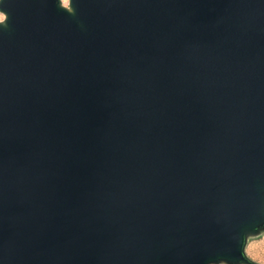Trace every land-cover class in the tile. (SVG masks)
<instances>
[{"label": "water", "instance_id": "95a60500", "mask_svg": "<svg viewBox=\"0 0 264 264\" xmlns=\"http://www.w3.org/2000/svg\"><path fill=\"white\" fill-rule=\"evenodd\" d=\"M0 0V264H249L264 227V0Z\"/></svg>", "mask_w": 264, "mask_h": 264}, {"label": "rangeland", "instance_id": "374dc122", "mask_svg": "<svg viewBox=\"0 0 264 264\" xmlns=\"http://www.w3.org/2000/svg\"><path fill=\"white\" fill-rule=\"evenodd\" d=\"M58 6L70 11L68 0H58ZM4 19V14L0 12V23H3ZM242 253L249 264H264V227L257 231L246 233Z\"/></svg>", "mask_w": 264, "mask_h": 264}, {"label": "bare ground", "instance_id": "6f19581e", "mask_svg": "<svg viewBox=\"0 0 264 264\" xmlns=\"http://www.w3.org/2000/svg\"><path fill=\"white\" fill-rule=\"evenodd\" d=\"M66 10H68V9H66ZM2 22V21H1ZM3 23H0V25H2Z\"/></svg>", "mask_w": 264, "mask_h": 264}]
</instances>
